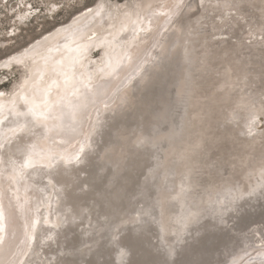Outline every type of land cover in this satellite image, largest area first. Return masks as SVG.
I'll return each instance as SVG.
<instances>
[{
  "label": "bare ground",
  "instance_id": "obj_1",
  "mask_svg": "<svg viewBox=\"0 0 264 264\" xmlns=\"http://www.w3.org/2000/svg\"><path fill=\"white\" fill-rule=\"evenodd\" d=\"M205 6L181 23L175 0H95L0 59V264H146L170 248L183 264H264V0ZM45 91L52 131L23 143L74 155L87 139L55 187L11 162L23 98ZM224 205L243 211L219 225Z\"/></svg>",
  "mask_w": 264,
  "mask_h": 264
},
{
  "label": "snow or ice",
  "instance_id": "obj_2",
  "mask_svg": "<svg viewBox=\"0 0 264 264\" xmlns=\"http://www.w3.org/2000/svg\"><path fill=\"white\" fill-rule=\"evenodd\" d=\"M229 7H237L234 4H230ZM175 9L176 12L180 15V22L183 23L185 16L183 14L184 10H187L190 13L197 12L198 9H205V12L207 11L205 6V0H199V3L193 6V2H186V0H175ZM88 11H91V9H88ZM209 17L206 14H201L199 17H197L195 24L199 25V28H195L193 26L191 17H188L189 21V32L192 31H199L201 29H206L208 25L204 23V21L208 20ZM215 27V25H213ZM261 60H262V71H261V80L264 82V50L261 52ZM67 84V80L65 82ZM87 85H85L86 87ZM0 96H3V93H0ZM47 91H45V99H43L40 103L36 102V94L34 93L32 98H23L24 104L27 106L26 111H18L16 114L18 116L24 117L23 123H18L17 127L15 129H12L13 135L16 136L19 134V141L20 143H17L14 145L16 152L20 153V155L23 157V162L20 163L18 166L15 165V161H11L14 166V171L20 176L21 179L25 177V175H31V173H28V169L36 170L39 166L40 169H47V174L49 175V181L48 184L53 185V179L57 177H62L67 175V166L72 164H80L83 162L82 160V154H84V148L87 144V139L85 140V144H82L80 147L79 152H77L74 155H62L58 154L54 151H47V152H36V145L35 144H24V138L26 136H29L30 134H34V129L39 125L42 126L45 129V133L52 131L51 128L48 127L47 121L50 118H54L50 116V113L52 111V105L48 103L47 99ZM0 123H3L2 120H0ZM10 143V141H9ZM7 144L4 142H0V150L6 149ZM38 157V159H37ZM159 167V165H158ZM73 171L77 172L78 170L73 169ZM186 179L188 176L185 177ZM61 181L57 179V183H60ZM184 191V187H181V192ZM260 195L264 197V189L261 190ZM223 204V202H221ZM231 203H234L232 201ZM235 212L236 214H239L241 211H243V205H236L235 209L233 210L231 207L224 205L221 210L217 211L215 213L216 219L219 222V225H226L225 216L230 212ZM3 210L2 206H0V221L3 220ZM228 219H232V216H228ZM39 223V220L33 221L32 228L35 230L36 224ZM45 223H47V220H45ZM217 225H214V227ZM222 231H226L227 228H222ZM0 231H3V228L0 227ZM182 235L183 233L177 234V242H182ZM48 239H51V236L47 237ZM35 237L31 234H28V240H34ZM113 239H116V237H113ZM3 238L0 237V242H2ZM72 254V253H68ZM127 253L124 251V249H121V255L124 256ZM23 255L27 256L28 253L24 252ZM61 255H65V253H61ZM179 253L176 251L175 248H170L167 251L166 257L162 260L158 261H147L146 264H183L182 261L179 259H173V257L178 256ZM19 264H25V261L21 260L19 261ZM29 264H32L31 261H29ZM57 264H75V262H69L64 260H58ZM235 264V262H234Z\"/></svg>",
  "mask_w": 264,
  "mask_h": 264
},
{
  "label": "rangeland",
  "instance_id": "obj_3",
  "mask_svg": "<svg viewBox=\"0 0 264 264\" xmlns=\"http://www.w3.org/2000/svg\"><path fill=\"white\" fill-rule=\"evenodd\" d=\"M68 1L0 0V43L2 44H0V59L21 49L43 32L68 20L74 12L95 0ZM24 11H28L27 15L21 17L19 13ZM8 72L7 69L0 67V77L7 75ZM12 79L13 75L10 80Z\"/></svg>",
  "mask_w": 264,
  "mask_h": 264
}]
</instances>
